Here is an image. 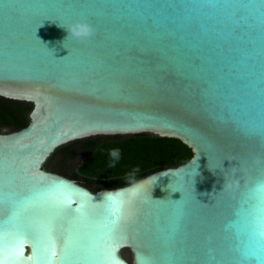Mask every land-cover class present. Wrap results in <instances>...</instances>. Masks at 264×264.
<instances>
[{
	"label": "water",
	"instance_id": "95a60500",
	"mask_svg": "<svg viewBox=\"0 0 264 264\" xmlns=\"http://www.w3.org/2000/svg\"><path fill=\"white\" fill-rule=\"evenodd\" d=\"M169 2L0 0V96L32 104L26 126L0 132V243L27 237L5 264H107L109 248L122 264L264 255V202L242 199L264 175V0L236 17L169 16ZM143 133L194 155L98 191L46 167L71 142Z\"/></svg>",
	"mask_w": 264,
	"mask_h": 264
},
{
	"label": "trees",
	"instance_id": "16d2710c",
	"mask_svg": "<svg viewBox=\"0 0 264 264\" xmlns=\"http://www.w3.org/2000/svg\"><path fill=\"white\" fill-rule=\"evenodd\" d=\"M0 108H2L0 116L11 131L19 130L28 124L32 105L26 106L22 101L1 97ZM76 143H82L84 148H91L95 145V140L86 138L65 145L63 150L68 157L75 155L72 146ZM113 149L119 150V159L114 160L110 156L109 153ZM193 155V150L178 138L146 133L135 134L122 140H107L100 143L79 166V171L85 178L80 179L77 174L70 176L94 191L116 188L129 185L158 170L184 164ZM46 166L68 174L60 167L51 166L49 163ZM90 177L99 178L101 185L93 187L88 179Z\"/></svg>",
	"mask_w": 264,
	"mask_h": 264
},
{
	"label": "snow or ice",
	"instance_id": "6c2138e0",
	"mask_svg": "<svg viewBox=\"0 0 264 264\" xmlns=\"http://www.w3.org/2000/svg\"><path fill=\"white\" fill-rule=\"evenodd\" d=\"M264 5V4H262ZM61 7L71 8L73 5H60ZM140 6L143 7H153L151 3H142ZM115 7V5H113ZM164 7L168 10L169 16L178 15L181 12L185 13H195L197 15H208V16H218L220 14H225L230 17H236L240 13H247L250 9L254 8L255 5L245 0H199V2H183V0H172V2L167 3ZM262 33H264V25H262ZM107 201L112 204L117 202V198L108 196ZM67 202L70 204L72 201L69 198ZM122 203V202H120ZM83 205H81V210ZM26 233L17 234V243L11 247H5L3 243H0V264H5V259L15 260V254L23 245V241L26 239ZM37 251L35 253V260H39L41 256V250L39 243L37 242ZM54 255V253H53ZM104 258L107 264H122L118 258L114 256V251L112 249H105Z\"/></svg>",
	"mask_w": 264,
	"mask_h": 264
},
{
	"label": "rangeland",
	"instance_id": "374dc122",
	"mask_svg": "<svg viewBox=\"0 0 264 264\" xmlns=\"http://www.w3.org/2000/svg\"><path fill=\"white\" fill-rule=\"evenodd\" d=\"M32 105V104H31ZM131 135H99L90 137L95 140V145L91 148H84L82 143H76L72 146L75 151V155L73 157H68L66 152L63 150L62 146L59 148L48 160L46 164H50L51 166H57L66 171L69 175L77 174L80 179L85 178V175L79 171V166L83 162V160L89 156L92 152L96 150L98 145L107 140H122L123 138L129 137ZM75 142V141H74ZM72 143V142H71ZM70 144V143H69ZM68 145V144H67ZM93 187H97L101 185V180L99 178H88ZM124 254L127 258L132 259V253L130 250H125Z\"/></svg>",
	"mask_w": 264,
	"mask_h": 264
},
{
	"label": "clouds",
	"instance_id": "9594fccd",
	"mask_svg": "<svg viewBox=\"0 0 264 264\" xmlns=\"http://www.w3.org/2000/svg\"><path fill=\"white\" fill-rule=\"evenodd\" d=\"M60 26L65 27L63 25ZM67 29L69 31V35L75 36L77 38L87 37L92 34V29L90 26L86 27L83 31H77L75 28ZM109 154L114 160L119 159L120 153L118 149L111 150ZM242 199L245 201L264 202V175L258 176L253 182L246 186L245 191L242 193ZM237 215H239V210H237ZM234 223V221L230 222L228 225H226V228L233 227ZM257 235L261 240H264V233H258ZM238 251H240L242 256L241 264H264V255L249 257L242 248L238 247Z\"/></svg>",
	"mask_w": 264,
	"mask_h": 264
},
{
	"label": "flooded vegetation",
	"instance_id": "af4514ba",
	"mask_svg": "<svg viewBox=\"0 0 264 264\" xmlns=\"http://www.w3.org/2000/svg\"><path fill=\"white\" fill-rule=\"evenodd\" d=\"M0 98H1V96H0ZM13 100V99H12ZM16 101H18V100H16ZM26 106H30L31 105V103H29V102H26V101H22ZM0 109H2V108H0ZM29 119V118H28ZM11 130L4 124V122H3V119L1 118V116H0V132L1 133H6V132H10ZM47 167V166H46ZM48 168V167H47ZM49 170H51V171H54V172H57V173H60V174H62V175H65V176H67V177H70V178H73V177H71L69 174H64L63 172H61L60 170H53V169H50V168H48ZM73 179H75V178H73ZM76 180V179H75ZM76 181H78V180H76ZM79 182V181H78ZM81 183V182H80Z\"/></svg>",
	"mask_w": 264,
	"mask_h": 264
}]
</instances>
